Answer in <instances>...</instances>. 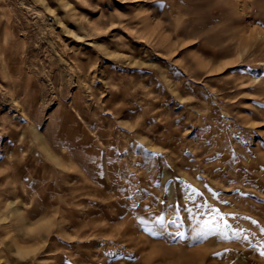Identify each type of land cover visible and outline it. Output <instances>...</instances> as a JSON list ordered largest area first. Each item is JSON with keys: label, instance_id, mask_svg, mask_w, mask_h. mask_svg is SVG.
Masks as SVG:
<instances>
[{"label": "rangeland", "instance_id": "1", "mask_svg": "<svg viewBox=\"0 0 264 264\" xmlns=\"http://www.w3.org/2000/svg\"><path fill=\"white\" fill-rule=\"evenodd\" d=\"M258 24L264 0H0V264H264Z\"/></svg>", "mask_w": 264, "mask_h": 264}, {"label": "snow or ice", "instance_id": "2", "mask_svg": "<svg viewBox=\"0 0 264 264\" xmlns=\"http://www.w3.org/2000/svg\"><path fill=\"white\" fill-rule=\"evenodd\" d=\"M164 5H161V7H163ZM258 27L264 28V24H258ZM237 71H241L240 69H237ZM243 71H248L247 69L243 70ZM259 78V77H257ZM264 107V106H262ZM193 194H196L195 190L193 189ZM217 193H213V196H217ZM240 195H243L242 193ZM192 197H189V199H191ZM205 207H209L207 204L204 205ZM209 211L215 213L214 219L216 217H219V219H223V217L220 215V212L218 209H212L209 207ZM138 222L141 225L143 231L148 234L150 237H160L163 236L165 234H167L171 239H175V236L172 233L168 232V225L165 222V218L163 215L157 216L153 223L149 226L147 221H145L142 218H138ZM47 223V221L45 222ZM171 224L175 225V221H170ZM207 223L210 222H206V226ZM255 223V222H253ZM225 226H227L225 224ZM178 227V226H177ZM216 234V230L212 229V228H207V230H201V231H197L195 233V235H193L191 237V240L193 242H203L205 240H207L211 235ZM181 238H183V234H180ZM220 238H224L223 234H220Z\"/></svg>", "mask_w": 264, "mask_h": 264}, {"label": "bare ground", "instance_id": "3", "mask_svg": "<svg viewBox=\"0 0 264 264\" xmlns=\"http://www.w3.org/2000/svg\"><path fill=\"white\" fill-rule=\"evenodd\" d=\"M245 2V1H244ZM179 4V3H178ZM184 10V9H183ZM246 40V39H245ZM264 40V39H263ZM21 172V171H20ZM22 174V173H21ZM23 176V175H22ZM132 232V231H131ZM136 245V244H135ZM197 249V248H196ZM204 250V249H203Z\"/></svg>", "mask_w": 264, "mask_h": 264}]
</instances>
